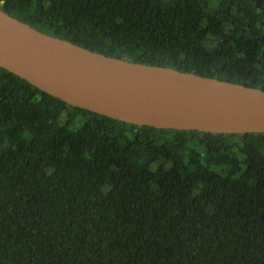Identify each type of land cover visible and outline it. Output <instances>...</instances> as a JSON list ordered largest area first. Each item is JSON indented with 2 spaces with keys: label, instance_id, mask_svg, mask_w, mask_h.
<instances>
[{
  "label": "trees",
  "instance_id": "1",
  "mask_svg": "<svg viewBox=\"0 0 264 264\" xmlns=\"http://www.w3.org/2000/svg\"><path fill=\"white\" fill-rule=\"evenodd\" d=\"M109 56L264 89V0H0ZM0 264H264V133L137 125L0 67Z\"/></svg>",
  "mask_w": 264,
  "mask_h": 264
},
{
  "label": "water",
  "instance_id": "2",
  "mask_svg": "<svg viewBox=\"0 0 264 264\" xmlns=\"http://www.w3.org/2000/svg\"><path fill=\"white\" fill-rule=\"evenodd\" d=\"M0 67L70 105L120 121L264 133V89L92 51L44 33L1 7Z\"/></svg>",
  "mask_w": 264,
  "mask_h": 264
}]
</instances>
